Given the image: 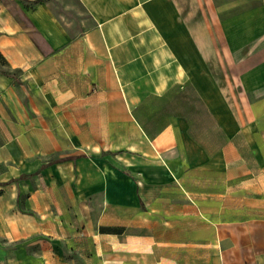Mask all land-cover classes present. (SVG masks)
Instances as JSON below:
<instances>
[{
  "label": "crops",
  "instance_id": "1",
  "mask_svg": "<svg viewBox=\"0 0 264 264\" xmlns=\"http://www.w3.org/2000/svg\"><path fill=\"white\" fill-rule=\"evenodd\" d=\"M0 54V264H264V0H0Z\"/></svg>",
  "mask_w": 264,
  "mask_h": 264
},
{
  "label": "rangeland",
  "instance_id": "2",
  "mask_svg": "<svg viewBox=\"0 0 264 264\" xmlns=\"http://www.w3.org/2000/svg\"><path fill=\"white\" fill-rule=\"evenodd\" d=\"M14 78L15 79L16 78H23V76L19 77L18 71H15V72L11 71L8 68V66H7L5 60L3 59V57L0 55V91H2L5 88V86L9 82H11L12 79H14ZM23 82L26 83L27 87L30 86V85L32 86V82L28 81V79H26V78H23ZM28 88H29V90H31V92L35 93V95H36L37 99L39 100V102L43 103V100L39 96V94L36 92V89L34 87H28ZM43 105H44V103H43ZM57 133H58L59 138L62 140L63 145L65 147V151H66V152H64L65 154L61 155V156H64V157L68 156L69 154H67V152L69 150H71V148L69 147V144H68V140H67L66 136L64 135L63 131L57 130ZM3 168H4V166L0 164V170H2Z\"/></svg>",
  "mask_w": 264,
  "mask_h": 264
},
{
  "label": "trees",
  "instance_id": "3",
  "mask_svg": "<svg viewBox=\"0 0 264 264\" xmlns=\"http://www.w3.org/2000/svg\"><path fill=\"white\" fill-rule=\"evenodd\" d=\"M99 229L104 232L122 233V227L100 226Z\"/></svg>",
  "mask_w": 264,
  "mask_h": 264
}]
</instances>
